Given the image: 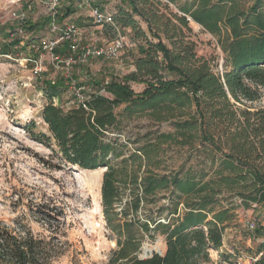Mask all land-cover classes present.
<instances>
[{"label": "trees", "instance_id": "1", "mask_svg": "<svg viewBox=\"0 0 264 264\" xmlns=\"http://www.w3.org/2000/svg\"><path fill=\"white\" fill-rule=\"evenodd\" d=\"M125 1L128 7L110 13L117 28L143 41L136 70L82 92L71 106L54 101L70 90L65 82L49 83L41 116L50 135L36 137L53 141L67 164L106 169L101 205L116 242L108 264H210L211 251L220 254L219 264L237 259L222 250L225 231L238 208L264 207V105L258 104L264 98V0H166L178 9L169 18L160 13L162 0ZM75 12L70 3L55 15L63 22ZM52 20L27 21L23 28L36 32ZM191 20L218 39L224 55L219 72L186 40ZM74 23L83 25L80 19ZM131 83L143 84V91ZM140 114L160 123L172 120L173 130L150 129L124 141L122 123ZM173 146L203 154L204 162L160 172ZM158 236L165 239V253L140 259L144 242ZM250 238L251 255L261 254L256 264H264V220ZM49 259L42 238L0 228V264Z\"/></svg>", "mask_w": 264, "mask_h": 264}, {"label": "rangeland", "instance_id": "2", "mask_svg": "<svg viewBox=\"0 0 264 264\" xmlns=\"http://www.w3.org/2000/svg\"><path fill=\"white\" fill-rule=\"evenodd\" d=\"M162 1L168 6H160L165 18L178 12L174 4ZM96 2L113 13L120 5L129 6L125 0ZM52 3V0H0V228L17 236L29 231L45 240L47 256H50L46 264H108L116 242L110 239L101 205L106 169L83 170L67 164L54 150L53 141L43 142L36 137L40 133L50 135L41 116L48 102L43 88L49 83L65 82L70 90L54 101L71 106L83 98L82 92H90L102 82L113 77L123 78L135 71V59L140 55L139 45L143 41L134 39L130 29L120 28L126 45L118 58L83 61L84 46L103 45L114 38L115 33L110 28L96 26L91 8L81 7L80 0H59V6L73 3L76 7V12L63 22L54 15ZM50 15L55 19L56 30H52L51 22L36 32L23 28L27 21L43 22ZM78 19L83 22L85 35L78 40L74 37L60 39L53 50L55 56L60 57L55 58L43 41L58 40L66 31V24ZM141 26L148 38H153L147 24L141 21ZM184 31L186 40L195 43L197 55L208 60L215 72L222 70L224 55L218 39L193 20ZM32 38L39 40L38 43H32ZM74 44L77 45L75 49ZM5 50H10V54L4 53ZM71 57L74 61L68 67L65 60ZM35 61H42L41 72L36 71ZM131 85L136 92L144 89L143 84ZM258 104L264 105V98ZM172 122H155L152 117L140 114L122 123L119 136L125 141L150 129L172 131ZM188 149L176 146L167 149L159 171L169 172L184 163L189 166L204 162L203 154ZM236 214V219L225 231L223 249L251 255L255 245L249 242L252 235L249 225L264 220V207L256 210L240 207ZM145 243L163 252L166 250L163 236L155 241L147 239ZM219 255L211 251L210 264H219Z\"/></svg>", "mask_w": 264, "mask_h": 264}, {"label": "built area", "instance_id": "3", "mask_svg": "<svg viewBox=\"0 0 264 264\" xmlns=\"http://www.w3.org/2000/svg\"><path fill=\"white\" fill-rule=\"evenodd\" d=\"M53 3V13L56 14V9L59 6V0H52ZM80 6H89L91 8V17L93 19V22L98 27H105V26H112L114 28L116 27L114 17L110 13V11H102L101 9L94 7L92 0H80ZM50 26L52 30H56L58 27L56 26L55 19H53L50 23ZM82 26L77 25L76 23H67L66 24V31L64 34L56 41L50 40V41H43L44 47L47 49H51L52 51L60 44V41L64 38H72L74 37L75 40L81 39L85 35V30ZM61 39V40H60ZM73 39V38H72ZM38 43V42H37ZM34 43V44H37ZM76 44V43H75ZM73 45V48H77V45ZM126 45L125 37L121 34V31L119 28L116 29L115 37L106 42L103 45H93V46H84L82 49V57L83 61H87L90 58H98V59H115L118 58L120 53L124 50ZM53 56L57 59H59V55L56 57L53 51ZM66 65L70 67L73 63V57L68 58L65 60ZM35 68L37 72H41L43 70V64L41 62L35 61ZM56 103V102H55ZM57 104V103H56ZM252 231L255 228L254 224L249 225ZM249 242L251 243V238L249 239ZM224 248V246H223ZM222 248V250H224ZM227 253L238 256L237 259H233L227 262H224L225 264H256L258 259L260 258L261 254L258 255H245V254H238L236 250L229 249L227 250Z\"/></svg>", "mask_w": 264, "mask_h": 264}, {"label": "water", "instance_id": "4", "mask_svg": "<svg viewBox=\"0 0 264 264\" xmlns=\"http://www.w3.org/2000/svg\"><path fill=\"white\" fill-rule=\"evenodd\" d=\"M155 253L163 255L165 252H163L159 247H151L148 243H145L141 248V252L139 253L138 257L140 259H147L152 257Z\"/></svg>", "mask_w": 264, "mask_h": 264}, {"label": "crops", "instance_id": "5", "mask_svg": "<svg viewBox=\"0 0 264 264\" xmlns=\"http://www.w3.org/2000/svg\"><path fill=\"white\" fill-rule=\"evenodd\" d=\"M231 231H232V230L230 229V232H231ZM225 237H226V236H224V245H223L224 247H225ZM216 253H217V252H216Z\"/></svg>", "mask_w": 264, "mask_h": 264}]
</instances>
